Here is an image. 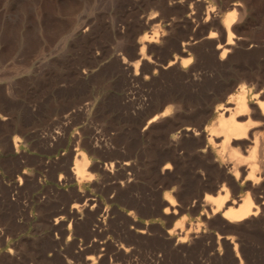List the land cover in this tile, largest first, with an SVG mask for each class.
Instances as JSON below:
<instances>
[{
  "label": "rangeland",
  "instance_id": "1",
  "mask_svg": "<svg viewBox=\"0 0 264 264\" xmlns=\"http://www.w3.org/2000/svg\"><path fill=\"white\" fill-rule=\"evenodd\" d=\"M233 3L236 48L220 61ZM152 15L153 63L135 72ZM262 82L264 0H0V264H264V213L235 233L216 218L213 237L191 238L182 253L164 238L177 220L196 222L199 196L217 195L187 151L196 137L172 134L209 124L222 97ZM82 153L97 170L79 187ZM170 192L179 211L168 220ZM258 195L262 205L264 186ZM225 233L242 263L217 239Z\"/></svg>",
  "mask_w": 264,
  "mask_h": 264
},
{
  "label": "bare ground",
  "instance_id": "2",
  "mask_svg": "<svg viewBox=\"0 0 264 264\" xmlns=\"http://www.w3.org/2000/svg\"><path fill=\"white\" fill-rule=\"evenodd\" d=\"M240 6L239 3L231 4V10L226 12L221 21L225 30L226 41L223 44H219L216 48L220 61H226L225 58H230L236 48L234 46V39L236 38L234 24L236 23V19H238L237 16L239 17ZM208 19L209 16L207 17V21ZM156 21V16L152 15L142 28H149L155 31L157 29L155 25ZM158 37V30L150 36L144 31L143 35L135 42L136 47L139 48V61L134 62L135 72H138L139 65L143 60L147 59L150 62L146 58L145 50L149 44L159 42ZM216 38L217 33H210L207 36V39L211 40H216ZM189 44L190 42L182 43V53L190 56L189 59L183 60L185 67L191 65L193 59L191 53L185 47ZM175 61L176 59L169 61L166 69L172 66ZM247 86L242 85L238 87L236 93L222 97L220 104L214 109L209 124H205L202 127L198 126L197 128L187 125L179 129L178 132L176 131V134H172L171 140H174L181 132H184V134L189 131L193 133V136L196 137L195 145L187 148V151L190 155L199 159V166L202 167L203 171H200L202 175L213 178L217 184L216 196L205 193L204 199L199 196L195 201L192 202L191 200V211L198 210L199 213L196 222L189 221V219V222H187L185 219L182 220V218L180 221L177 220L178 222L173 226H169L165 231V240L169 243L173 242L179 248L178 253L184 251L185 243L191 238L193 239V237H196L197 239H194L199 240L203 244L207 239L210 240L213 237L210 235H212L211 231H213L212 227L216 218L222 222L221 226H224L225 230L234 231L235 233L241 227L249 223L252 224L261 213H264V203L259 205L260 197L258 198L259 191L264 186V82L259 83L254 88H247ZM167 113H162L160 117H166ZM156 118L158 117H154L150 122H154ZM184 137L186 136L184 135ZM245 153L247 155L249 153L252 154L251 157L254 160L248 162V156H245ZM258 154L260 155L258 157L259 160L257 159ZM79 156V160L76 157L75 168L74 171L72 170L73 174L71 175H73V180L80 187L83 181L91 180L93 174L89 172V169L96 168L85 154L82 153ZM123 165L129 166V162H124ZM171 167V163H168L165 164L162 170L163 172H165L164 170L169 171ZM124 168L127 170L126 167ZM81 191L79 190V192ZM236 192H239V194L235 195ZM252 195L254 199L251 197ZM164 197L163 201L166 202V205L163 213L169 220L179 211L176 206L178 203L171 192L167 193ZM202 224L207 225H204V229L201 230ZM135 232L140 237L145 233V226L137 228ZM216 237L217 239L223 238L227 240L230 246L233 245L236 257L240 263L243 262L238 252V245L234 242V237L229 236V233H225V235L216 234ZM124 250L127 252V248ZM88 260H90V264H95L96 262L92 258H88Z\"/></svg>",
  "mask_w": 264,
  "mask_h": 264
}]
</instances>
